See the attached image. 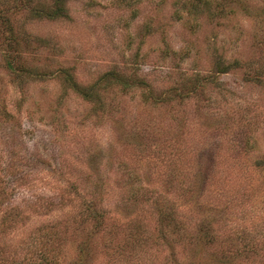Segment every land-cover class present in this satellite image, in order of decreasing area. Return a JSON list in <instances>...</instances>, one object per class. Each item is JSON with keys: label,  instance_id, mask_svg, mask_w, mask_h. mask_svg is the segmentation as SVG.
Instances as JSON below:
<instances>
[{"label": "rangeland", "instance_id": "374dc122", "mask_svg": "<svg viewBox=\"0 0 264 264\" xmlns=\"http://www.w3.org/2000/svg\"><path fill=\"white\" fill-rule=\"evenodd\" d=\"M172 1L69 0L67 15L54 20L27 17L14 3L0 5L18 32L0 25V171L13 158V166L29 172L23 180L31 183L18 185L13 202L25 198L28 187L57 204L45 215H39L45 209L31 215L23 234L19 230L11 237L13 243L38 225L80 210L74 190L84 197L89 170L103 185V204L113 210L121 187L132 179L139 192L153 190L146 194L150 200L183 204L179 180L197 179L200 164L211 166V183L201 196L227 201L226 223L264 226V75L252 80L248 68L218 73L210 63L212 52L264 58V47L250 48L257 18L237 12L220 25L201 20L190 31L183 17L171 16ZM255 1L250 5L258 10ZM259 30L264 35V27ZM4 54L50 73L26 83L22 93L4 68ZM63 69L84 86L110 70L148 88L114 89L101 96L103 109L97 108L63 88ZM146 90L152 99L141 97ZM166 96L172 106L158 101ZM131 167L134 175L128 177ZM61 189L72 199L63 206L55 196ZM181 206L177 215L193 220L194 205ZM149 207L140 206L138 213L148 214L143 221L151 229ZM119 211L124 217L125 210ZM75 226L62 264L75 260L91 222ZM98 257L83 264H101Z\"/></svg>", "mask_w": 264, "mask_h": 264}, {"label": "trees", "instance_id": "16d2710c", "mask_svg": "<svg viewBox=\"0 0 264 264\" xmlns=\"http://www.w3.org/2000/svg\"><path fill=\"white\" fill-rule=\"evenodd\" d=\"M68 1L0 0V5L14 3L13 6L21 7L27 17L54 20L67 15ZM255 2L258 10L253 8L254 5H250V0H173L170 3L173 7L171 16L176 19L183 17V22L187 24V29L190 31H195L201 20L220 25L223 21L231 19L237 12L257 18L258 27L253 31L250 44L253 51V49L264 47V35L259 30L264 27V0ZM0 25H6L5 27L11 33L16 32L3 11L0 12ZM13 39L16 40L15 37ZM3 62L7 72L18 81L17 87L22 93L27 89L26 83L40 80L50 73V71L46 73L43 68L37 70L35 65L24 61L15 62L8 54L3 55ZM210 63L218 73L248 68L252 69V80H259L264 75V58L260 55L254 57L250 53V56L242 58L241 56L227 57L212 52ZM61 72V83L64 89H69L75 95L102 109L104 104L101 96L105 93L108 94L114 89L124 91L131 87H147L141 80L130 81L110 70L89 86L74 80L66 70L63 69ZM195 88L196 86L193 89ZM171 90L172 88L169 87L168 93ZM150 96L152 94L149 90L141 94L144 100L152 99ZM162 100L158 101L172 106V98L166 96ZM239 134L241 135V132ZM240 141L242 138L239 139V144ZM29 156L32 157L33 154L29 153ZM12 160L13 158H8L3 170L0 171V264H62L65 242L78 227L75 223L79 224L83 220H90L91 229L85 234L77 250V256L71 264L92 261L97 255L101 264H264V226L259 222L249 229L245 225L226 223L227 201L201 196L209 182L208 177H211L209 173L211 166L201 164L198 165L200 168L197 172H194L197 179L178 182L183 204H176L173 199L164 197H155L150 200L148 196L150 194H146L152 193L153 190L147 188L144 189V193L139 192L140 185L134 184L136 179H132L121 187L122 192L117 195V199L115 198L116 209L113 210L103 204V192H101L103 185L99 178L92 176L93 173L89 170L84 174L86 176L84 197L78 187L74 190V195L79 196V204H82L80 210L76 213L73 211L66 213L64 217L57 218L52 223L38 225L13 243L11 237L17 231L23 230L31 215L39 214L44 209L47 212L39 215H45L57 204L52 205V200L41 197V194L30 191L28 187H24L26 197L13 202L12 194L14 195L18 185L27 182L23 179L29 172L13 166ZM127 174L128 177L134 175V168L131 167ZM30 183L27 182L26 186ZM242 191L244 193L245 189ZM56 195L60 197L58 202L60 206L65 204L63 200H72L69 191L65 189H61ZM159 196L162 194L160 193ZM82 198L84 203L81 202ZM148 201L153 207L146 203ZM143 205L150 206L152 219L154 218L151 229L147 228L143 221L148 214L138 213L140 206ZM193 205L198 211L193 220L177 215L180 206L191 208ZM130 207L133 209L126 212ZM119 210H125L124 217L120 215ZM72 223H74L73 227ZM92 238V242L89 243ZM159 251H163V256L159 261L154 260L155 254Z\"/></svg>", "mask_w": 264, "mask_h": 264}]
</instances>
